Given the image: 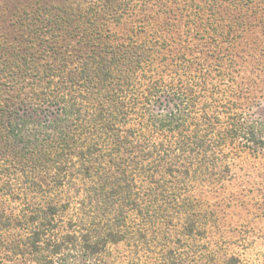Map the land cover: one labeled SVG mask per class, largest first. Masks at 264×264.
Returning a JSON list of instances; mask_svg holds the SVG:
<instances>
[{"label":"trees","instance_id":"trees-1","mask_svg":"<svg viewBox=\"0 0 264 264\" xmlns=\"http://www.w3.org/2000/svg\"><path fill=\"white\" fill-rule=\"evenodd\" d=\"M123 2L0 0L8 26L0 36V142L12 144L7 156L0 153L3 179L11 194L20 187L25 193L17 196L27 198L36 183L32 167L42 170V184L52 192L46 236L73 200L103 207L88 220L94 229L69 237L88 255L133 239L132 215L150 225L167 217V205L159 203L170 205L180 184L185 190L200 180L215 165L210 156L228 142L213 132L220 117L191 123L198 83L165 84L157 77L154 41L120 40L110 31L105 23L129 6ZM162 94L173 99L172 107L152 110ZM230 134L264 144L262 123L233 124ZM29 210L8 217L34 222L38 209ZM137 232L146 233L140 226ZM40 235L32 234L27 253L37 251Z\"/></svg>","mask_w":264,"mask_h":264},{"label":"rangeland","instance_id":"rangeland-1","mask_svg":"<svg viewBox=\"0 0 264 264\" xmlns=\"http://www.w3.org/2000/svg\"><path fill=\"white\" fill-rule=\"evenodd\" d=\"M126 2L129 6L105 23L110 31L120 40L154 41L157 77L165 84L198 83L202 90L195 92L191 123L220 117L212 131L226 136L228 142L210 156L215 165L207 167L200 180H191L185 190L179 185L174 193L178 199L171 206L168 200L159 203L167 205L169 213L155 220L158 230L132 215L128 222L134 226H130L134 238L110 244L95 255L84 253L69 237L94 229L96 223L88 220L103 207L81 204L84 198L73 200L71 207L53 218L48 236L43 235L46 202L52 192L42 184V170L32 167L36 183L25 198L17 196L25 193L20 187L14 194L9 192L2 176L5 170L0 168V264H264V144L235 134L228 137L233 124L264 125V0ZM1 12L0 36L8 31L1 21L7 17ZM160 96V101L151 102L152 110L172 107L171 97ZM0 145V153L7 156L12 144L1 141ZM27 205L38 209L34 222L8 217V212L17 216ZM139 226L146 232L140 237L135 234ZM36 231L42 236L40 245L27 253Z\"/></svg>","mask_w":264,"mask_h":264}]
</instances>
